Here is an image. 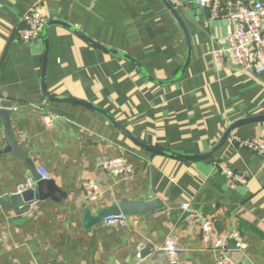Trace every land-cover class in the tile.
<instances>
[{"label":"crops","instance_id":"crops-1","mask_svg":"<svg viewBox=\"0 0 264 264\" xmlns=\"http://www.w3.org/2000/svg\"><path fill=\"white\" fill-rule=\"evenodd\" d=\"M176 1L191 42L185 68L186 40L160 0H0V107L12 106L17 146L35 170L41 166L49 173L55 188L45 190L54 199L30 203L26 210L0 208V264H169L159 251L166 240L179 250L176 264H215L197 226L185 221L188 212L181 204L211 219L218 234L243 235L246 251L230 252L235 264H264V172L260 157L239 146L254 137L264 141V120L236 127L216 149L233 124L264 117V73L243 72L228 58L217 63L213 52L227 46V22L211 20L196 0ZM245 1L264 6V0ZM33 8L45 15L46 24L69 28L51 24L34 42H20L17 30ZM76 32L128 56L142 71ZM44 53L50 97L91 104L143 145L198 158L149 152L100 112L45 98ZM3 125L0 118V197L34 181L25 160L2 153ZM117 158L129 166L128 176L101 168ZM219 163L246 184L231 186ZM83 182L97 188L91 202ZM155 200L153 213L126 214L125 228L94 220L123 203Z\"/></svg>","mask_w":264,"mask_h":264},{"label":"built area","instance_id":"built-area-1","mask_svg":"<svg viewBox=\"0 0 264 264\" xmlns=\"http://www.w3.org/2000/svg\"><path fill=\"white\" fill-rule=\"evenodd\" d=\"M178 3L171 1L173 7ZM198 7L208 10L211 20H225L227 22V46L213 52V57L217 63H221L224 58H228L243 72H252L256 75L264 73V6L260 2H247L245 0H196ZM24 27L17 30V39L22 43H31L39 39L40 34L47 23L44 14L37 8L31 9L24 15ZM1 110V107H0ZM51 120L45 118L48 127ZM239 146L257 155L261 159L260 170L264 172V141L259 138L242 140ZM221 172L231 182V186L236 184H246V179L224 164H218ZM101 168L111 176H128L130 168L123 159H110L102 162ZM39 181H49V173L41 166L36 168ZM85 199L93 201L97 188L91 182L82 184ZM35 189V181L27 179L17 190L20 195L27 190ZM179 209L188 212L185 221L197 226L201 238L208 249L215 255V264H235L230 254L231 251L243 254L247 245L243 235L238 231L225 234H218L211 219H205L189 210L188 204H181ZM100 224L106 227L125 228L127 216L124 213L116 215H106L100 220ZM232 249L229 250L228 246ZM165 253L169 264H176L179 250L175 242L166 240L159 248ZM140 258V253L136 255Z\"/></svg>","mask_w":264,"mask_h":264},{"label":"water","instance_id":"water-1","mask_svg":"<svg viewBox=\"0 0 264 264\" xmlns=\"http://www.w3.org/2000/svg\"><path fill=\"white\" fill-rule=\"evenodd\" d=\"M161 2H163V4L166 6V8L169 10V12L172 14V16L174 17V19L176 20V22L178 23L183 36L186 40V44H187V48H188V53H187V57H186V62L184 64V68L188 65L189 60H190V49H191V42L189 39V36L187 34V31L184 27L183 21L181 19V17L179 16L178 12L176 11V9L171 5V3L167 0H160ZM61 25L63 27H68L65 24L62 23H58V22H50L48 24H46L43 28V30L51 25ZM77 35H79L82 39H84L88 44L103 50L105 52H114L115 54H118L120 56H122L123 58L127 59L128 61H130L131 63H133L134 65H136L137 67H139V65L132 60L131 58H129L128 56H125L123 54H120L116 51H111L108 50L107 48H105L104 46H101L99 44H96L94 42H92L91 40L85 38V36L79 34L78 32H76ZM44 44H46V41L44 40ZM45 64H46V53H44V58H43V67H42V89H43V94L45 96V98H47L48 100L51 101H60V102H73V103H78L81 104L87 108L96 110L98 112H100L116 129H118L122 134H124L127 138H129L131 141H133L135 144H137L138 146L142 147L143 149L149 151V152H153V153H158V154H163L166 156H170L172 158H177V159H196L198 158L197 156H184V155H179V154H175L172 152H168V151H162V150H158L155 148H151L148 146L143 145L142 143H140L139 141L135 140L134 138H132L131 136H129L128 133H126L125 131H123L114 121L113 119L106 114L105 112H103L102 110L93 107L91 104L85 103V102H80V101H76V100H72V99H55L50 97L47 94V90L45 88V82H44V77H45ZM139 69L142 71V69L139 67ZM146 75V74H145ZM12 106L10 105H2V110L0 111V118L3 120L4 122V131H5V138L7 141V146L6 148L2 151V153H12L16 158L18 159H22L25 160V162L27 163V165L29 166V169L34 177V181H35V189L34 190H27L25 192H23L22 194L18 195V194H13L10 196H1L0 197V208H9V207H17L20 208L21 210H26L29 208V204L30 203H34V202H41L43 200H45L46 197H50L52 199H54V194L53 193H48V196L45 195V190H49V191H54V185L53 182L51 180L49 181H39V177L35 172V167L33 165V163L31 162V160L28 159L26 152H23L19 149V147L17 146V142L14 140L13 135L11 133V123H10V115L12 113ZM264 120V117H256V118H248L242 121H238L235 124H233L230 128H228L226 130V132L224 133L222 140L220 142V144L217 146L216 149H218L222 144L225 143V141L227 140L229 134L231 133V131L233 129H235L236 127L248 123V122H254V121H258V120ZM215 149V150H216ZM214 150V151H215ZM158 206H159V201L155 200L154 202H151L149 204H142V205H136V204H129V203H123L121 204L119 209H114V210H107V211H103L101 212L98 217H96L94 220L96 221V223L100 222L101 218H103L106 215H110L112 213H125V214H131V215H136V214H149V213H153L154 211L158 210ZM86 217L87 220H89L91 222V217L89 213H86Z\"/></svg>","mask_w":264,"mask_h":264},{"label":"rangeland","instance_id":"rangeland-1","mask_svg":"<svg viewBox=\"0 0 264 264\" xmlns=\"http://www.w3.org/2000/svg\"><path fill=\"white\" fill-rule=\"evenodd\" d=\"M172 1H173V0H172ZM170 3H171V2H170ZM174 6H175V7H174L175 9L178 7L176 3L174 4Z\"/></svg>","mask_w":264,"mask_h":264}]
</instances>
